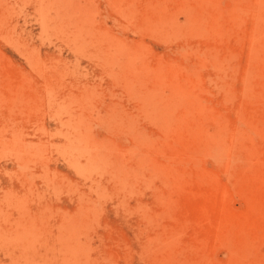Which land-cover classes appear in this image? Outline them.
Masks as SVG:
<instances>
[{
	"label": "rangeland",
	"instance_id": "rangeland-1",
	"mask_svg": "<svg viewBox=\"0 0 264 264\" xmlns=\"http://www.w3.org/2000/svg\"><path fill=\"white\" fill-rule=\"evenodd\" d=\"M0 264H264V0H0Z\"/></svg>",
	"mask_w": 264,
	"mask_h": 264
}]
</instances>
